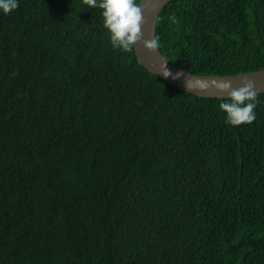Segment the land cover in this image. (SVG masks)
Returning a JSON list of instances; mask_svg holds the SVG:
<instances>
[{"label":"trees","instance_id":"16d2710c","mask_svg":"<svg viewBox=\"0 0 264 264\" xmlns=\"http://www.w3.org/2000/svg\"><path fill=\"white\" fill-rule=\"evenodd\" d=\"M18 3L0 11V264H264V94L231 126L222 99L114 50L98 7ZM155 35L186 72L264 70V0H172Z\"/></svg>","mask_w":264,"mask_h":264},{"label":"clouds","instance_id":"9594fccd","mask_svg":"<svg viewBox=\"0 0 264 264\" xmlns=\"http://www.w3.org/2000/svg\"><path fill=\"white\" fill-rule=\"evenodd\" d=\"M90 8L102 10L104 28L110 33V42L114 50L129 52L138 43L148 50H157L160 37L153 36L144 41L142 26L144 23L143 7L136 0H83ZM18 0H0V11L8 15L17 10ZM171 23L179 25L175 16ZM164 75H171L166 71ZM219 94H226L219 107L225 114V123L231 126L251 125L256 119L255 109L258 106V93L253 81L243 79L241 86L234 88L230 80H224L217 85Z\"/></svg>","mask_w":264,"mask_h":264},{"label":"water","instance_id":"95a60500","mask_svg":"<svg viewBox=\"0 0 264 264\" xmlns=\"http://www.w3.org/2000/svg\"><path fill=\"white\" fill-rule=\"evenodd\" d=\"M172 0H142L144 23L142 26L143 40H151L156 32V24L160 12ZM138 62L151 73L161 77L164 81L177 89L193 94L200 98L227 99L226 94H219L217 85L224 80H230L234 88L241 86L243 79L254 82L258 94H264V70L233 76H204L186 72L168 62L157 50H148L143 43L134 46ZM171 73L165 76L164 73Z\"/></svg>","mask_w":264,"mask_h":264}]
</instances>
